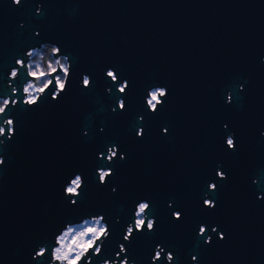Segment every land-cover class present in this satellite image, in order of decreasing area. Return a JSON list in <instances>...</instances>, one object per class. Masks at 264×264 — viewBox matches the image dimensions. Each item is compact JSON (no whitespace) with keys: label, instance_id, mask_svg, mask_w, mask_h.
I'll return each instance as SVG.
<instances>
[{"label":"water","instance_id":"obj_1","mask_svg":"<svg viewBox=\"0 0 264 264\" xmlns=\"http://www.w3.org/2000/svg\"><path fill=\"white\" fill-rule=\"evenodd\" d=\"M37 4L42 5L39 15ZM45 42L69 55L71 78L58 101H51L49 93L38 107L26 109L18 92V107L8 109L16 130L0 145L5 157L0 264H47L50 256L32 259L37 245L46 243L50 250L65 223L98 214L111 231L101 259L111 258L133 205L142 198L151 204L156 228L126 244L135 264H150L155 243L168 248L174 241L181 252L175 264H191L190 255H197V264H264V198H256L264 197V0H22L20 6L0 0V96L11 95L2 82L4 70L14 67L17 57L26 58L23 50ZM109 67L130 85L122 97L126 109L116 113L111 107L120 96L103 74ZM83 72L92 79L87 90L79 84ZM26 78L21 69L12 84L19 89ZM185 80L188 134L181 125L180 93L171 98L174 110H166L175 113L176 125L166 124L168 133L162 134L159 122L172 102L166 99L153 118L144 97L155 82L176 93ZM228 92L231 104L225 103ZM194 120L200 124L198 140ZM139 126L142 139L135 136ZM229 132L235 133V151L223 143ZM112 144L125 160L97 158ZM218 163L226 180L215 176ZM98 167L114 172L103 186L96 180ZM76 173L84 186L77 204L70 205L63 186ZM211 175L215 192L207 188ZM184 188L189 202L177 221L171 216L175 205L170 208L166 201L169 193L181 199ZM204 190L216 201L212 210L194 208L198 203L192 197L200 201ZM201 221L212 236L207 245L196 234ZM213 225L224 240L211 232Z\"/></svg>","mask_w":264,"mask_h":264},{"label":"clouds","instance_id":"obj_2","mask_svg":"<svg viewBox=\"0 0 264 264\" xmlns=\"http://www.w3.org/2000/svg\"><path fill=\"white\" fill-rule=\"evenodd\" d=\"M13 6H20L22 0H11ZM42 5L37 4L35 9L36 14H41ZM23 27V24L20 25ZM39 35V33H35ZM23 56L25 59L17 57L14 61L15 67H11L8 71V87L11 88V95H5L0 97V116L5 118L0 122V145H4L6 140H11L15 135L16 123L13 117L8 115V109L10 107H18L17 93L23 99L20 103L26 108L31 109L38 107L40 101L49 96L51 101H58L60 96L67 92L68 82L71 78L72 63L69 55L62 52V49L55 43L45 42L40 44L39 47L28 48ZM261 63H264V56L260 58ZM24 69L27 79L20 86L19 89L12 84V81L18 79L19 72ZM105 78L111 83L116 85V92L120 97L127 95L129 88V81L127 79L120 80L118 73L111 67L104 71ZM80 87L87 90L92 87L91 76L85 73H81ZM240 91L244 90V85H238ZM107 93H111V88H106ZM168 89L163 86H153L147 90V95L144 97V105L150 114H155L160 107L163 106L164 101L167 99ZM233 96L231 92H228L225 96V103L231 104ZM126 109V102L123 98L116 100L115 105L111 107V111L116 113L124 111ZM143 116L137 117V122H142ZM225 130L228 128L227 124L222 126ZM99 131L103 132L101 127ZM162 134L168 133V128H161ZM87 135V131L82 133ZM144 135V128L137 127L135 129V136L137 139H142ZM264 136V131L260 133ZM228 151L236 150L235 133L229 132L223 141ZM117 157L123 161L126 159L124 153L119 151L116 144L107 146L106 155L103 152L97 153V158L102 159L107 163H112ZM5 165V157L0 155V167ZM114 175L112 168L98 167L96 169V180L98 185L103 186L107 184L108 179ZM215 176L219 180H226L227 174L222 171V166L218 163ZM253 184L257 183L256 179H253ZM84 179L79 173L74 174L68 179V182L63 186V196L68 199L70 205H76L77 201L81 197L83 191ZM208 191L215 192L217 190V184L215 182H209L207 185ZM111 191L115 193L116 187H112ZM205 198L202 200V204L205 208L212 210L216 207V201L207 198V193L204 194ZM258 200L262 199L260 194L256 197ZM172 203H168V207H172ZM151 204L146 199L139 200L132 212V219L128 222L124 229L122 240L123 243L117 242L116 251L113 254L112 259H101L106 255L103 252V246L111 236L109 224L105 220L103 214L85 216L75 222H67L54 235L52 245L49 246L46 243H42L36 246L34 253L32 254L33 260H44L45 257L50 256L47 264H93V257L97 258L96 264H135L134 260H130L127 253L126 244L131 243L132 238L136 234L154 233L156 228L155 216H150ZM171 216L174 220H181L182 213L179 211H173ZM117 222L119 219L117 218ZM212 233H216L219 240H224L225 235L218 231L217 226L211 228ZM197 236L203 237V243L205 245L212 242V236L208 234L206 225L200 224L197 229ZM121 257H123L121 259ZM176 256L173 251H166L160 244H156L153 253L150 257V264H159L163 261L164 264H175ZM191 264H197V255H191Z\"/></svg>","mask_w":264,"mask_h":264},{"label":"flooded vegetation","instance_id":"obj_3","mask_svg":"<svg viewBox=\"0 0 264 264\" xmlns=\"http://www.w3.org/2000/svg\"><path fill=\"white\" fill-rule=\"evenodd\" d=\"M40 46V44L39 45H36V46H34V47H39ZM33 48V47H32ZM78 49V48H77ZM76 48H73V49H71L72 50V52H75V53H77L78 52V50H77ZM27 50V49H26ZM26 50H23V52L22 53H24ZM25 60H26V58H25ZM16 66V65H15ZM14 66V67H15ZM10 69V68H9ZM9 69L7 68L6 70H4V75H5V77H4V79L2 80V82L6 85V87L7 88H9V91H11V88L10 87H8V71H9ZM107 69V68H106ZM23 71H24V69H23ZM84 73V72H83ZM85 74H87V73H85ZM27 79V78H26ZM25 79V80H26ZM25 82V81H24ZM23 82V83H24ZM156 83V85L155 86H163V87H166L167 89H168V95H167V99L168 100H166V101H168V102H172L173 101V99L171 100V98H173V95L174 94H179L180 93V96L178 95V98L180 97V98H182V100L180 101L181 102V104H180V106L182 107L181 108V125L183 126V128H184V130L185 131H187V129H189L188 127H190L189 126V113H187L188 112V102H187V95H186V93H187V82H186V80L185 81H183V82H181V86H180V84L178 85V86H180V87H178L177 89H176V91H178V92H176V93H174L175 92V90H174V88L172 89V87L170 88V85H163V84H160V83H157V82H155ZM177 85V84H176ZM172 93V94H171ZM176 95V96H177ZM0 97H3V96H0ZM120 98H122V97H120ZM180 98L178 99V100H180ZM23 99V98H22ZM119 99V98H118ZM185 99V100H184ZM175 103H176V101H174ZM179 102V103H180ZM106 104H107V101H106ZM166 104H168L167 102H166ZM183 104V105H182ZM164 107H165V105H164ZM168 107H170V108H168ZM173 107H174V105H173V102H172V104H168V106H166V108H165V112H163L164 113V120L162 121V122H159L160 123V132H161V128H168V127H170V126H173V125H176V123L175 124H173L174 123V120H171L174 116H176L175 115V113H174V115L172 116V114L173 113H170V112H167L166 110H172L173 109ZM174 110V109H173ZM159 111V110H158ZM157 111V112H158ZM155 113V114H153V118H156V114H158V113ZM161 112V113H162ZM9 116H11V115H9ZM138 116H141V115H139L138 114ZM162 116V115H161ZM177 117V116H176ZM3 120V119H2ZM2 120L0 121V122H2ZM155 120H153V122H154ZM191 121V120H190ZM173 122V123H172ZM194 127L193 128H196L195 129V131L196 132H198L197 134H195L196 136H195V138H196V140H198V134H199V126H200V124H199V121L198 120H194ZM166 124L168 125V124H170L168 127L166 126ZM173 124V125H172ZM195 124H196V127H195ZM139 127H141V126H139ZM101 127L99 126L98 127V129H100ZM192 130H194V129H192ZM195 132V133H196ZM187 134H188V131H187ZM198 168V167H197ZM182 173H183V175L184 176H187V174H188V164H187V161L185 160V162H184V166H183V169H182ZM183 176V177H184ZM212 176V175H211ZM209 179V182H214V177L212 176V178H208ZM185 186V185H184ZM205 193H207V191H203V197L200 199V201H199V199H197L196 197H192V198H195V204L196 203H198V204H196V205H194V208H196V207H199V208H201L202 207V209H204L205 207L203 206V204H202V200L205 198V196H204V194ZM171 196H176L177 198H175V199H177V200H170V197ZM189 196H187V192L185 191V188L182 190V192H181V194H180V198L181 199H178V195H176V193H169V197L167 198V201H166V205L168 206V203L169 202H171L172 203V205H175V206H173V209H172V212L173 211H179V212H181L182 214H183V212L182 211H184V209L186 208L185 206H187L186 205V203L187 202H189V200L187 201V199H189L188 198ZM207 198H209V199H211V197L209 196V194L207 193ZM142 199H144V198H142ZM141 200V199H140ZM197 200H198V202H197ZM194 201V200H193ZM138 202V201H137ZM136 202V203H137ZM135 203V204H136ZM191 203H193V202H191ZM200 203V204H199ZM135 204L133 205V207H132V209H131V214H130V217H131V219H132V212L134 211V206H135ZM192 206V205H191ZM193 207H191V209H192ZM207 209V208H206ZM171 212V213H172ZM131 219L129 220V222L131 221ZM127 224V223H126ZM125 224V225H126ZM200 224H204L205 225V223H203V221H201L200 223H199V225ZM125 225L122 227V230H121V236H120V239H119V241L118 242H120V243H123V240H122V235H123V229H124V227H125ZM198 225V226H199ZM214 226V225H213ZM213 226H211V228L213 227ZM220 232V231H219ZM156 244H159V243H155L154 245H153V248H152V251H151V253H150V257H151V255H152V253H153V250H154V248H155V245ZM116 245V244H115ZM126 246V245H125ZM162 247H164L163 245H161ZM180 246V245H179ZM178 244H176L175 243V241L174 242H170V245H169V247L168 248H165L166 249V251H173L174 252V254H178L179 256L181 255L180 253L181 252H179V249H178ZM126 248H127V246H126ZM127 250H128V248H127ZM116 251H118V248H116V250L112 253V257L110 258L109 256H106V257H104L103 259H112L113 258V254L116 252ZM128 255V257H129V254H127ZM149 257V258H150ZM190 257H191V255H190ZM123 257H121V259H122ZM190 259V258H189ZM191 262V261H190Z\"/></svg>","mask_w":264,"mask_h":264}]
</instances>
